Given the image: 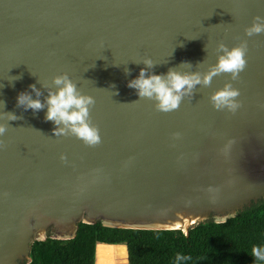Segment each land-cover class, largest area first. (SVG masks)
<instances>
[{
    "label": "water",
    "instance_id": "obj_1",
    "mask_svg": "<svg viewBox=\"0 0 264 264\" xmlns=\"http://www.w3.org/2000/svg\"><path fill=\"white\" fill-rule=\"evenodd\" d=\"M257 16L264 0H0V113L21 117L0 119V264H28L34 242L71 240L78 224L186 235L263 199L264 33H244ZM242 40L239 79L198 84L175 110L127 86L145 57L149 74L203 79L218 44ZM60 73L94 98L98 145L54 136L47 106L17 107L31 84L44 102ZM228 82L240 91L235 113L209 101Z\"/></svg>",
    "mask_w": 264,
    "mask_h": 264
},
{
    "label": "trees",
    "instance_id": "obj_2",
    "mask_svg": "<svg viewBox=\"0 0 264 264\" xmlns=\"http://www.w3.org/2000/svg\"><path fill=\"white\" fill-rule=\"evenodd\" d=\"M122 245L125 257L118 253ZM253 246L264 247V198L224 223L194 225L186 235L78 224L71 240L34 242L28 264H264L251 255Z\"/></svg>",
    "mask_w": 264,
    "mask_h": 264
},
{
    "label": "clouds",
    "instance_id": "obj_3",
    "mask_svg": "<svg viewBox=\"0 0 264 264\" xmlns=\"http://www.w3.org/2000/svg\"><path fill=\"white\" fill-rule=\"evenodd\" d=\"M244 33L247 37L264 33V18L254 17L252 24L244 29ZM218 49L222 54L217 57L216 64L204 74L203 79L199 73H181L173 69H169L165 74H149L148 69L153 68L155 64L151 58L145 57L142 60L145 67L140 68L138 76L128 81L127 86L135 89L140 98L156 101L155 107L158 111L175 110L179 107L183 96L190 95L192 89L198 84L209 86L213 77L220 74H228L230 80L233 81L239 79V74L247 64L245 58L248 51L247 40H242L231 48L220 43ZM124 72L128 75L130 69L125 68ZM52 84L56 86L55 91L49 89L44 102L40 99L41 93L36 85H29L30 92L24 91L17 95V107H22L24 110L31 109L35 113L47 106L44 119L55 125L52 130L54 136L72 134L88 146L98 145L101 142L99 129L91 123L90 117V109L95 104L94 98L82 94L67 73L54 75ZM33 93L36 98H33ZM239 96L240 91L228 82L223 88L215 91L209 97V101L216 110L235 113L241 106L237 99ZM0 119L14 121L21 117L14 112H3L0 113ZM6 131L7 125L0 124V136ZM232 143L233 141H229L227 147H230ZM2 144L3 142L0 141V146ZM61 160H64L63 155H61ZM251 255L256 260L264 262V247L253 246ZM178 259H184V257H178Z\"/></svg>",
    "mask_w": 264,
    "mask_h": 264
},
{
    "label": "rangeland",
    "instance_id": "obj_4",
    "mask_svg": "<svg viewBox=\"0 0 264 264\" xmlns=\"http://www.w3.org/2000/svg\"><path fill=\"white\" fill-rule=\"evenodd\" d=\"M118 253H119L120 256H124L125 257L126 249H125V247L123 245L120 246V248H118ZM95 256H96V248H95Z\"/></svg>",
    "mask_w": 264,
    "mask_h": 264
},
{
    "label": "crops",
    "instance_id": "obj_5",
    "mask_svg": "<svg viewBox=\"0 0 264 264\" xmlns=\"http://www.w3.org/2000/svg\"><path fill=\"white\" fill-rule=\"evenodd\" d=\"M97 246V245H96Z\"/></svg>",
    "mask_w": 264,
    "mask_h": 264
}]
</instances>
